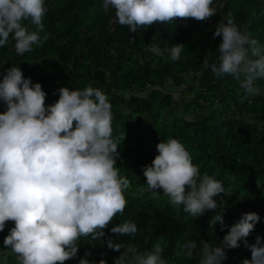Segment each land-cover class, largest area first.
I'll return each instance as SVG.
<instances>
[{
	"label": "trees",
	"instance_id": "1",
	"mask_svg": "<svg viewBox=\"0 0 264 264\" xmlns=\"http://www.w3.org/2000/svg\"><path fill=\"white\" fill-rule=\"evenodd\" d=\"M102 5L103 0H45L48 12L39 33L43 43L23 56L15 51L11 37L0 47V82L8 68L20 67L25 78L42 85L46 107L58 101L62 87L99 88L112 105L113 137L125 135L116 158L120 175L131 184L124 193V213L113 218L101 239L80 238L77 256L64 264H79L81 258L114 264L124 248L119 252L109 249V239L135 244L141 251L158 244L168 264H200V242L219 246L249 212L260 217L247 237L254 244L252 235L264 227V95L241 103L238 83L231 76H214L210 68L204 69L203 61L207 56L210 64L218 63L222 37L214 39L213 35L228 13L242 31L264 44V0H213L216 14L206 21L175 18L172 23L158 22L134 33L116 22L113 10L105 14ZM25 23L30 31L35 30L30 22ZM177 44L184 49L173 62L167 49ZM153 45L164 55L150 51ZM257 83L264 89V80ZM171 86L182 87L178 96L155 88ZM6 110L0 99V113ZM167 138L185 146L201 176L207 173L223 183L225 193L213 197L216 209L192 218L183 205H172L163 190L159 194L147 190L144 166L151 165L158 155L156 145ZM217 214L222 215L223 226L219 222L210 226ZM128 220L137 224L135 237L110 231ZM14 226V221H7L0 231V264H19L3 243ZM190 239L196 241L197 250L188 258L182 245ZM225 252L222 264L251 259L243 242Z\"/></svg>",
	"mask_w": 264,
	"mask_h": 264
},
{
	"label": "clouds",
	"instance_id": "2",
	"mask_svg": "<svg viewBox=\"0 0 264 264\" xmlns=\"http://www.w3.org/2000/svg\"><path fill=\"white\" fill-rule=\"evenodd\" d=\"M212 5L213 0H103L102 7L105 14L113 10L116 22L134 33L175 18L206 21L216 14ZM47 12L45 0H0V47L11 37L19 55L32 52L34 45L43 43L39 33ZM25 22L35 30L30 31ZM215 37H222L218 63L210 64L206 56L204 69L210 68L216 77L231 76L238 83L241 103L264 95L257 83L264 80V44L242 31L232 13L218 24ZM183 49L181 44L167 49L170 60L178 61ZM150 51L164 55L157 45ZM58 91V101L46 107L42 85L25 78L20 67L8 68L0 82V99L7 105L0 113V231L7 221H14L3 243L19 264H64L77 256L80 238L101 239L104 229L117 214L123 215L127 205L124 193L130 180L116 167L117 149L125 135H112L108 96L90 85ZM156 148L158 155L143 169L148 191L159 194L163 190L172 205H183L192 218L218 207L213 197L225 193L223 183L207 173L201 176L178 139L167 138ZM259 220L257 213H245L219 246L201 241L200 264H222L225 249L239 248L241 242L251 252V259L242 264H264L262 238L257 236L254 244L247 240ZM217 222L223 226L221 214L209 224ZM110 231L135 237L138 227L128 220ZM107 247L117 252L124 248L114 264H168L158 244L141 251L135 244L109 239ZM196 250L193 239L182 245L184 257L191 258ZM79 264L95 262L81 258ZM99 264L106 261L101 259Z\"/></svg>",
	"mask_w": 264,
	"mask_h": 264
},
{
	"label": "rangeland",
	"instance_id": "3",
	"mask_svg": "<svg viewBox=\"0 0 264 264\" xmlns=\"http://www.w3.org/2000/svg\"><path fill=\"white\" fill-rule=\"evenodd\" d=\"M150 88L151 87H149L148 89H150ZM155 88H157L159 90H164V91L170 92L175 96H178L180 94V92L182 91V87H178V86H171V87H167V88H160V87H155ZM263 212H264V210H263Z\"/></svg>",
	"mask_w": 264,
	"mask_h": 264
},
{
	"label": "built area",
	"instance_id": "4",
	"mask_svg": "<svg viewBox=\"0 0 264 264\" xmlns=\"http://www.w3.org/2000/svg\"><path fill=\"white\" fill-rule=\"evenodd\" d=\"M257 236H260L262 239H264V227L255 231L250 240L255 242Z\"/></svg>",
	"mask_w": 264,
	"mask_h": 264
}]
</instances>
